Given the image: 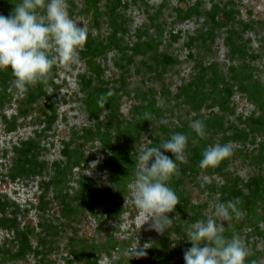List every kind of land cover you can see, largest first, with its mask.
I'll list each match as a JSON object with an SVG mask.
<instances>
[{
    "label": "rangeland",
    "instance_id": "obj_1",
    "mask_svg": "<svg viewBox=\"0 0 264 264\" xmlns=\"http://www.w3.org/2000/svg\"><path fill=\"white\" fill-rule=\"evenodd\" d=\"M19 2L3 0L0 14L8 16ZM67 4L70 17L87 27L88 39L79 63L54 66L48 84H42L52 100L42 96L25 104L27 93L15 89L13 76L8 95L1 97L0 85V200L9 203L0 219V264H78L69 262L77 248L71 240L75 233L86 238L87 249L98 251L99 264H185L190 226L211 217L215 203L236 200L230 192L235 186L242 191L238 207L243 215L217 223L224 224L229 238L236 234L245 241L250 253L246 264H264V128L245 123L264 110V0H98V10L87 0ZM111 15L122 21L123 36L115 35ZM109 90L115 95L99 107L98 98ZM52 101L56 120L41 138L47 174L11 180L15 146L36 138ZM146 112L151 121L143 119ZM3 115L8 120L17 115L15 130L8 131ZM192 120L204 121V140L189 127ZM173 133L189 137L187 162H177L180 174L169 181L180 200L168 214L174 224L158 234L142 225L130 185L138 154ZM202 143L204 149L231 143L233 155L218 167L201 170L193 156ZM66 146L85 155V162L66 175L60 189L44 190ZM111 150L133 161L131 181L118 200L120 213L109 219L84 211L77 222L66 220L64 194L83 188L81 176L90 184L85 194L109 205L104 197L112 178L101 163ZM98 157L102 159L90 173L88 165ZM15 219L13 224L30 233L32 249L25 254L10 226ZM42 223L57 227L56 234L55 228L49 230L48 244L40 238ZM138 244L150 246L147 256L128 260L123 250Z\"/></svg>",
    "mask_w": 264,
    "mask_h": 264
},
{
    "label": "clouds",
    "instance_id": "obj_2",
    "mask_svg": "<svg viewBox=\"0 0 264 264\" xmlns=\"http://www.w3.org/2000/svg\"><path fill=\"white\" fill-rule=\"evenodd\" d=\"M14 5L8 16L0 14V70H11L13 86L23 94L30 86L47 85L54 66L71 68L79 63L88 29L70 17L67 0H20ZM113 95V90L101 94L98 106L104 107ZM143 119L151 121V113H144ZM189 127L197 138L206 137L204 121L192 120ZM188 140L186 134L173 133L158 146L145 147L135 161L134 180L130 185L132 202L143 220L142 225L149 224L158 234L174 224L168 214L174 212L180 200L169 181L180 174L177 162H187ZM192 143H198V139H193ZM167 152L175 159L164 154ZM232 155L231 143H217L204 149L198 166L201 170L215 168ZM101 159L98 157L89 163L90 173ZM239 204L238 198L217 202L211 217L190 226L187 241L191 247L184 251L185 264H246L250 253L245 241L236 234L229 238L225 235L224 224L217 223V220L240 218L243 212ZM149 247L148 244L133 245L123 250V255L128 260L140 259L147 256Z\"/></svg>",
    "mask_w": 264,
    "mask_h": 264
},
{
    "label": "trees",
    "instance_id": "obj_3",
    "mask_svg": "<svg viewBox=\"0 0 264 264\" xmlns=\"http://www.w3.org/2000/svg\"><path fill=\"white\" fill-rule=\"evenodd\" d=\"M3 0H0V3ZM88 2L94 4L95 10H98V0H87ZM117 3L121 4V0H116ZM125 5V4H124ZM110 19L112 20L110 22V25L113 27V31L115 35L118 33L120 36H123V33H125V28L123 26L122 21L119 23L117 18L111 15ZM167 58V57H166ZM169 60V58H167ZM12 73L11 70H0V85L2 86V93L1 97H4L8 94L7 90L9 88L10 81L12 80ZM87 81V80H85ZM90 82V81H89ZM247 90V89H244ZM27 94L24 97V103L27 105L33 104L37 99L40 97H46L49 98V100H52L50 96H46V92L43 91V85L38 83L35 86H30ZM264 99V97H263ZM264 104V103H262ZM112 106V105H111ZM50 111V113L48 112ZM48 111L44 113L45 115V127L38 133L36 138H30L27 140H23L20 142L18 146H15V150L17 153V157L13 161L12 166L9 168L8 171V177L11 178V180H29L34 175H43L47 174V162L41 158V152H42V145H41V138L45 137L46 134L51 130L53 121L56 120L57 116V109L52 101L51 104L48 106ZM26 114V111H22ZM3 119L5 120V123L8 127V131H13L16 128V119L17 115H14L12 119L8 120L5 115H3ZM248 122H245L246 124H249L250 126L254 127H261L264 128V110H262V113L259 116L253 115L247 119ZM255 129V128H254ZM86 134L89 137L94 136V131L90 128L86 129ZM97 132L100 131V128L96 129ZM106 139V138H104ZM205 139V138H204ZM202 139V140H204ZM104 141V140H103ZM202 147L200 146L196 150V154L193 156L198 163L202 159V152L204 151V143H202ZM107 148H113L112 145H109L108 142ZM109 150V149H108ZM63 155L65 156L63 159L59 161H55L53 163V170L51 173L53 174L49 180L44 181V190L50 189V187H57L60 189L62 187V183L64 181V178H66V175L69 173H72L73 169L75 167H80L82 162H85L84 156L80 153V151L77 150H70L68 146L64 147L62 151ZM102 166L109 170V174H111L112 182L109 187H107L105 192L104 199H107L109 205H105L103 203V200L96 201L91 197V193L88 192L87 189H89L90 184L87 183V179L85 177L81 176V188L79 191L77 190L74 195H71L70 193L66 192L64 194L65 198L63 199V211L65 212V219L74 223L78 221V217L82 215V213L85 211H89L91 214H103L106 216V218L114 219L116 215L121 209L120 203L118 202L119 198L123 195L125 192V189L127 188L129 182L131 181L132 173L134 170H132L133 161L132 159L126 158L124 155H121L120 153L114 152V150H111V154L104 157L102 160ZM65 183V182H64ZM257 182L254 180L252 182L248 183V187L252 188L253 185H255ZM116 190V192L114 191ZM96 189H93V192H95ZM232 196L235 199H239L241 201L242 197V191L237 186L232 188L230 191ZM122 194V195H121ZM6 204H9L8 202L1 203L0 200V219L1 217H4L7 215L3 212V208L6 207ZM12 204H15V202H12ZM16 205V204H15ZM5 206V207H4ZM98 208H102L101 210ZM98 209V210H97ZM6 210V209H5ZM17 224V220L15 219L12 221L11 225L13 223ZM13 224L14 229L17 232L16 239L19 241V247L21 249V253L25 254L26 251H29L32 249L31 245V237L29 230H21L18 228V225ZM49 224H41L42 232L40 234V238L42 243H47V240L51 238L52 236L48 234L49 230H51L49 233L52 232V230L55 228V226H48ZM57 228V227H56ZM56 228L54 230V234H56ZM71 240L73 241V245L77 246L73 250L74 257L69 260V262H77L78 264H99V258L95 256V254L98 253L96 249H87L88 241L85 237L77 235L75 233V236L71 237ZM87 249V250H86ZM38 253V252H37ZM20 254V253H18ZM98 255V254H97Z\"/></svg>",
    "mask_w": 264,
    "mask_h": 264
}]
</instances>
